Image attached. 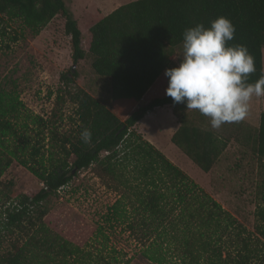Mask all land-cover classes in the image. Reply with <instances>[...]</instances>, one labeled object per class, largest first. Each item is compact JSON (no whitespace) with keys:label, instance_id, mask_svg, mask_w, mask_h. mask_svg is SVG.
Returning <instances> with one entry per match:
<instances>
[{"label":"trees","instance_id":"trees-1","mask_svg":"<svg viewBox=\"0 0 264 264\" xmlns=\"http://www.w3.org/2000/svg\"><path fill=\"white\" fill-rule=\"evenodd\" d=\"M1 15L20 19L36 30L61 17L64 31L70 37L72 63L77 64L88 54L93 71L109 80L111 100V107L107 108L80 88L66 89L56 95L57 102L67 97L74 106L75 126L62 137V156L55 158L48 169H43L36 159L38 147L9 118L8 114L14 110L12 103L0 107V178L16 159L42 183L32 196H24L22 209L6 211L10 223L19 225L22 220L31 219L27 217L28 205L36 206L34 219H43L46 214L43 202L77 172L95 163L98 177L106 187L135 197L134 210L139 212L141 224L148 231L169 219L180 220L188 231L190 225H196L188 252L194 256L192 249L197 240L200 249L195 246L196 260L206 253L204 264H264V111L259 115L256 132L247 134L262 177L258 188L260 202L250 234L233 214L134 129L147 112L169 106L178 122L170 136L171 142L201 170L209 172L228 141L208 127L207 117L198 111L190 115L186 105L173 103L165 94L164 70L178 65L179 61L174 62L176 47L182 44L185 29L198 23L209 27L212 20L224 16L235 26L234 39L228 44H243L248 48L256 68L248 82L257 81L264 75V0H133L89 27L87 52L81 46L77 21L63 0H0V19ZM74 76L70 67L60 75L61 84L68 86ZM191 116L202 124L194 123ZM33 124L39 132L36 136L44 140L47 120L35 116ZM85 128L91 131L88 143L81 139ZM49 136L52 140L55 133L49 132ZM21 137L30 148L31 158L24 156L21 145L15 144ZM133 226L130 225L132 229ZM227 237L235 245L233 251L219 245ZM60 239L49 235L41 222L36 234L23 245L13 244L12 251L1 257L0 264H52L55 260L65 264L68 258L78 254V248ZM72 264L77 263L73 260Z\"/></svg>","mask_w":264,"mask_h":264},{"label":"rangeland","instance_id":"rangeland-1","mask_svg":"<svg viewBox=\"0 0 264 264\" xmlns=\"http://www.w3.org/2000/svg\"><path fill=\"white\" fill-rule=\"evenodd\" d=\"M63 1L77 21L81 46L87 52L89 27L120 5L133 0ZM70 56V37L64 31L61 17H55L36 30L24 25L20 19L1 15L0 107L4 108L6 102L12 103L14 110L8 116L38 147L36 159L43 169L50 168L53 160L62 156L61 139L75 126L74 106L67 97L57 102L59 92L80 88L107 108L111 107L109 80L93 71L90 56L86 54L77 64L72 63ZM181 56L182 44L176 47L174 62H178ZM72 66L75 76L72 83L64 86L60 75ZM262 67L264 70V47ZM189 111L192 115L197 110ZM263 111L264 96L252 98L249 112L240 122L226 123L219 129H213L207 117L208 127L228 141L209 172L201 170L171 142L169 134L174 131V126L169 106L147 112L134 129L233 214L250 234L255 223L254 212L260 202L258 188L262 177L247 134L256 132L259 115ZM35 116L47 120L44 140L36 136L39 132L33 124ZM191 120L202 124L195 116ZM26 123L28 127H25ZM49 132L55 133L54 139L50 140ZM15 144L21 145L24 156L30 157V148L22 142V137ZM71 161L72 157L69 158ZM97 172L95 163L77 172L43 202L42 207L46 211L43 219H34L36 206L28 205L27 217L31 219H24L16 225L15 222L10 223L6 211L22 209L24 196H32L42 183L27 167L13 159L0 178V259L12 251L13 244L28 242L42 222L49 235H56L60 241L65 240L78 248V254L68 258L65 264H72L73 260L77 264L205 263L206 253H201L196 260L195 246L200 249L197 240L192 249L194 256L188 253L189 241L194 238H191V232L196 231V225H190L188 231L180 220L169 219L148 231L141 224L139 212L134 210L137 207L135 197L106 187ZM130 225H134L133 229ZM219 243L224 250L235 249L228 237ZM52 264H58V261Z\"/></svg>","mask_w":264,"mask_h":264},{"label":"clouds","instance_id":"clouds-1","mask_svg":"<svg viewBox=\"0 0 264 264\" xmlns=\"http://www.w3.org/2000/svg\"><path fill=\"white\" fill-rule=\"evenodd\" d=\"M234 34L235 26L224 16L212 20L209 27L198 23L185 29L178 65L164 70L165 94L174 104L208 117L213 129L244 120L252 98L264 96V75L248 82L256 71L248 48L228 44ZM81 139L88 143L91 131L83 129Z\"/></svg>","mask_w":264,"mask_h":264},{"label":"crops","instance_id":"crops-1","mask_svg":"<svg viewBox=\"0 0 264 264\" xmlns=\"http://www.w3.org/2000/svg\"><path fill=\"white\" fill-rule=\"evenodd\" d=\"M171 120H172V126H174V131H175L176 128L178 127V122H177V120H176V118H175V116L173 114H171ZM173 132H171L169 135H172Z\"/></svg>","mask_w":264,"mask_h":264},{"label":"water","instance_id":"water-1","mask_svg":"<svg viewBox=\"0 0 264 264\" xmlns=\"http://www.w3.org/2000/svg\"><path fill=\"white\" fill-rule=\"evenodd\" d=\"M73 68H74V66H72V70H73ZM75 170H76V169L74 168V169L71 171V173H73Z\"/></svg>","mask_w":264,"mask_h":264}]
</instances>
